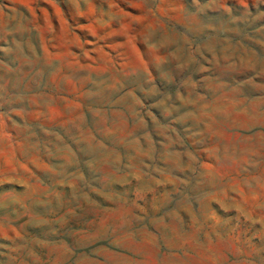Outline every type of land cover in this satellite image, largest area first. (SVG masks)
Masks as SVG:
<instances>
[{
  "label": "rangeland",
  "instance_id": "374dc122",
  "mask_svg": "<svg viewBox=\"0 0 264 264\" xmlns=\"http://www.w3.org/2000/svg\"><path fill=\"white\" fill-rule=\"evenodd\" d=\"M0 264H264V0H0Z\"/></svg>",
  "mask_w": 264,
  "mask_h": 264
}]
</instances>
